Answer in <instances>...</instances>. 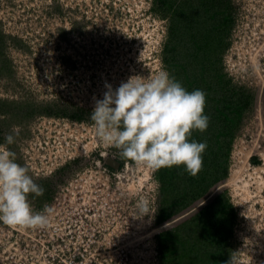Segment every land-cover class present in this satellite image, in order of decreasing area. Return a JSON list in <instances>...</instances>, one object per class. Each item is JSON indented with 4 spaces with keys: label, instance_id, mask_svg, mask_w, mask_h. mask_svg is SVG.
I'll use <instances>...</instances> for the list:
<instances>
[{
    "label": "rangeland",
    "instance_id": "374dc122",
    "mask_svg": "<svg viewBox=\"0 0 264 264\" xmlns=\"http://www.w3.org/2000/svg\"><path fill=\"white\" fill-rule=\"evenodd\" d=\"M154 2L0 0V145L15 152L16 162L45 189L40 197L29 194L33 210H50L44 229L0 222V264L66 260L56 255L51 233L65 230L73 208L76 215L85 209L100 214L96 225L105 264H162L169 253L163 259L159 234L209 199L182 210L184 196L177 197L162 212L157 171L99 142L90 118L61 116L70 105L92 112L106 84L115 90L130 77L150 79L167 71L169 20L154 11ZM201 3L226 11L216 46L222 62L216 66L253 99L238 130L225 131L231 141L228 178L210 198L229 195L237 210L226 244L233 264H264V0H192V7ZM8 134L15 136L12 145L6 144ZM109 158L121 162L118 170L107 166ZM217 162L227 166L224 158ZM167 214L172 218L164 219ZM177 254L171 253V263L177 264Z\"/></svg>",
    "mask_w": 264,
    "mask_h": 264
},
{
    "label": "trees",
    "instance_id": "16d2710c",
    "mask_svg": "<svg viewBox=\"0 0 264 264\" xmlns=\"http://www.w3.org/2000/svg\"><path fill=\"white\" fill-rule=\"evenodd\" d=\"M204 5L206 3L192 7V0L154 2V11L169 20L163 53L167 72L187 91L202 90L206 94L204 114L209 117L207 130L204 132L193 130L191 137L197 142L207 143L203 154L202 171L196 177L190 176L183 165L161 168L157 171L162 212L170 202L174 205L177 197L181 199L182 196L186 203L182 210H187L195 204L199 205L197 202L201 203L202 200L208 199L212 193L210 191L227 180L231 141L225 140V131L228 128L238 130L239 118L253 100L249 92L230 85L229 80L225 78L226 75L217 69L216 65L222 62L223 55L219 52L220 47L216 46L219 44L218 39L223 30L222 26L225 23L223 17L226 11L214 10L213 3L206 7ZM187 6L189 10L186 9ZM192 17L193 21H189ZM215 57L217 58L213 60ZM68 108L72 111L66 110ZM64 111L61 116L76 122L89 119L91 113L71 105ZM52 115L60 117L59 114ZM222 158L227 166H219L217 160ZM166 216L164 219H170L173 215ZM236 219L237 210L229 195L227 197L224 194L213 195L194 215L183 218L180 226L175 225L169 231L165 230L159 234L163 259L164 253H169L167 260H163L162 264H173L170 261L173 257L171 253L175 255L177 252L179 255L177 264H227L230 258L226 252V244Z\"/></svg>",
    "mask_w": 264,
    "mask_h": 264
},
{
    "label": "clouds",
    "instance_id": "9594fccd",
    "mask_svg": "<svg viewBox=\"0 0 264 264\" xmlns=\"http://www.w3.org/2000/svg\"><path fill=\"white\" fill-rule=\"evenodd\" d=\"M105 87L103 99L95 101L90 113L99 142L154 172L181 165L192 177L202 171L207 143L191 139L193 130L204 132L209 126L202 90L187 91L163 69L150 79L130 77L115 90ZM13 131L19 136L18 129ZM15 136L6 135V144H14ZM28 173L16 162V153L0 145V222L25 230L44 229L50 223V210L35 212L28 196L40 197L45 189ZM141 210L147 215L145 202ZM227 264H233L232 259Z\"/></svg>",
    "mask_w": 264,
    "mask_h": 264
},
{
    "label": "built area",
    "instance_id": "2783aa9c",
    "mask_svg": "<svg viewBox=\"0 0 264 264\" xmlns=\"http://www.w3.org/2000/svg\"><path fill=\"white\" fill-rule=\"evenodd\" d=\"M75 211L73 208L63 232L53 228L55 232L51 233L56 255H66V260H61L59 264H105L103 245L99 241L100 231H97L96 225L100 214L92 213L91 209H85L83 215H76Z\"/></svg>",
    "mask_w": 264,
    "mask_h": 264
},
{
    "label": "water",
    "instance_id": "95a60500",
    "mask_svg": "<svg viewBox=\"0 0 264 264\" xmlns=\"http://www.w3.org/2000/svg\"><path fill=\"white\" fill-rule=\"evenodd\" d=\"M106 163H107L109 166H111L112 168H114V169H119V167H120V163L117 162V161H114V160H112V159L107 160ZM183 217H185V216H183Z\"/></svg>",
    "mask_w": 264,
    "mask_h": 264
},
{
    "label": "flooded vegetation",
    "instance_id": "af4514ba",
    "mask_svg": "<svg viewBox=\"0 0 264 264\" xmlns=\"http://www.w3.org/2000/svg\"><path fill=\"white\" fill-rule=\"evenodd\" d=\"M69 119V118H68ZM107 160H110V158L109 159H107ZM112 160H114V159H112ZM114 161H117V160H114ZM117 162H119L120 163V166H121V162L120 161H117ZM107 164V163H106ZM107 166L108 167H110L111 169H114V168H112L111 166H109L108 164H107ZM120 168V167H119ZM116 170H118V169H116Z\"/></svg>",
    "mask_w": 264,
    "mask_h": 264
}]
</instances>
